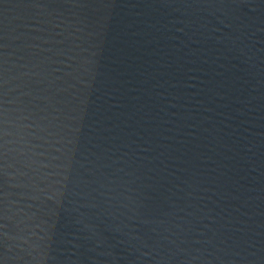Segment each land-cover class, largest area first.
Returning a JSON list of instances; mask_svg holds the SVG:
<instances>
[{"label":"water","instance_id":"obj_1","mask_svg":"<svg viewBox=\"0 0 264 264\" xmlns=\"http://www.w3.org/2000/svg\"><path fill=\"white\" fill-rule=\"evenodd\" d=\"M0 264H264V0H0Z\"/></svg>","mask_w":264,"mask_h":264}]
</instances>
